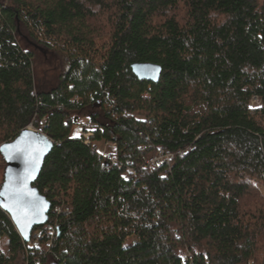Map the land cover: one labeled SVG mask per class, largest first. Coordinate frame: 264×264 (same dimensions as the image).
<instances>
[{"label": "trees", "instance_id": "16d2710c", "mask_svg": "<svg viewBox=\"0 0 264 264\" xmlns=\"http://www.w3.org/2000/svg\"><path fill=\"white\" fill-rule=\"evenodd\" d=\"M29 125L51 210L29 243L0 210V264H264V0H0V146Z\"/></svg>", "mask_w": 264, "mask_h": 264}, {"label": "water", "instance_id": "95a60500", "mask_svg": "<svg viewBox=\"0 0 264 264\" xmlns=\"http://www.w3.org/2000/svg\"><path fill=\"white\" fill-rule=\"evenodd\" d=\"M130 70L138 81L152 84L158 83L162 71L160 66L151 63H133L130 66ZM17 143L20 144L21 150L10 149L0 151V157L5 164L0 191H3L4 186L8 184L13 188L24 190L25 193L30 192L34 194V196L25 194L22 204L28 205L30 201L35 199L39 206L38 214L30 217L32 222L26 225L23 213L29 212V207H23V211L18 213L17 217L14 218L12 212L8 211L4 206L8 203L4 195H0V210L9 217L23 243H29L31 233L35 228H40L47 223L48 214L51 210L50 203L33 187V184L37 180L43 163L51 153L54 144L42 132L27 127L20 131L13 140L2 144L0 149H3L5 145H15ZM18 219L20 223L17 222Z\"/></svg>", "mask_w": 264, "mask_h": 264}, {"label": "rangeland", "instance_id": "374dc122", "mask_svg": "<svg viewBox=\"0 0 264 264\" xmlns=\"http://www.w3.org/2000/svg\"><path fill=\"white\" fill-rule=\"evenodd\" d=\"M28 48V46L26 47ZM36 58L33 64V74L35 82H42L43 80L54 84L58 75L63 71L64 66L61 64V61L52 57L49 54L45 55L39 51L35 52ZM254 104L253 106H255ZM87 123L86 119H81L77 122L75 126L71 129L70 136L73 138H78L81 136L82 129L85 127ZM30 129L34 130L31 125L28 126ZM37 131V130H35ZM95 148L99 154H109L112 155L115 152V147L112 143H95ZM5 164L0 157V186L3 180ZM130 172V171H129ZM264 192V191H262Z\"/></svg>", "mask_w": 264, "mask_h": 264}, {"label": "snow or ice", "instance_id": "6c2138e0", "mask_svg": "<svg viewBox=\"0 0 264 264\" xmlns=\"http://www.w3.org/2000/svg\"><path fill=\"white\" fill-rule=\"evenodd\" d=\"M10 149L21 150L20 144L17 143L15 145H5L3 149H0V151H7ZM23 150H27V149H23ZM25 194L34 196V194L30 192L25 193L24 190L20 188H13L12 186L8 184L4 186L3 191H0V195L6 196L7 201H8V203H6L4 206L7 208L8 211L12 212L14 218L17 217L18 213L23 211V207L25 206L29 207L30 211L23 213V219L25 221V224L27 225L32 222L30 217H33L38 214L39 206L37 202L35 201V199L30 201L28 205H23L22 201H23ZM17 222L20 223V220L18 219Z\"/></svg>", "mask_w": 264, "mask_h": 264}, {"label": "built area", "instance_id": "2783aa9c", "mask_svg": "<svg viewBox=\"0 0 264 264\" xmlns=\"http://www.w3.org/2000/svg\"><path fill=\"white\" fill-rule=\"evenodd\" d=\"M256 104L255 106H259V100L257 98H253L249 105L250 107H253V105ZM85 131H83L81 133V137L83 138L84 140V143L85 144H88L89 143V139L91 138L92 136V133L90 132V123L87 122L86 125H85ZM101 155V154H100ZM101 157L105 160V161H108L110 162L111 164H114L116 163V159L112 156V155H105V154H102ZM173 158V155L170 154V153H167L165 151H163L162 149H158L155 154L149 158L146 162V166L150 169H156L157 167H159L163 162L165 161H169ZM47 230L48 232L52 235L53 232H52V229L51 227L47 226Z\"/></svg>", "mask_w": 264, "mask_h": 264}]
</instances>
